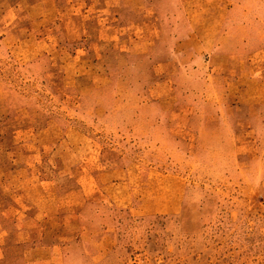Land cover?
<instances>
[{
  "label": "rangeland",
  "instance_id": "374dc122",
  "mask_svg": "<svg viewBox=\"0 0 264 264\" xmlns=\"http://www.w3.org/2000/svg\"><path fill=\"white\" fill-rule=\"evenodd\" d=\"M0 264H264V0H0Z\"/></svg>",
  "mask_w": 264,
  "mask_h": 264
},
{
  "label": "crops",
  "instance_id": "0c3cea01",
  "mask_svg": "<svg viewBox=\"0 0 264 264\" xmlns=\"http://www.w3.org/2000/svg\"><path fill=\"white\" fill-rule=\"evenodd\" d=\"M25 29H26V31H25L24 33H25V35H27V33H28V31H27L28 28H25ZM6 31H7V32H6ZM6 31H5V34H6L7 36H9V35H11V34H14V30H13V29H9V30L7 29Z\"/></svg>",
  "mask_w": 264,
  "mask_h": 264
}]
</instances>
